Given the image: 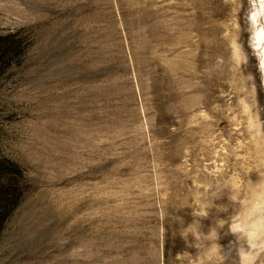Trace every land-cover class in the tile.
Listing matches in <instances>:
<instances>
[{
  "label": "rangeland",
  "instance_id": "374dc122",
  "mask_svg": "<svg viewBox=\"0 0 264 264\" xmlns=\"http://www.w3.org/2000/svg\"><path fill=\"white\" fill-rule=\"evenodd\" d=\"M241 254L264 264V0H0V264Z\"/></svg>",
  "mask_w": 264,
  "mask_h": 264
},
{
  "label": "clouds",
  "instance_id": "9594fccd",
  "mask_svg": "<svg viewBox=\"0 0 264 264\" xmlns=\"http://www.w3.org/2000/svg\"><path fill=\"white\" fill-rule=\"evenodd\" d=\"M231 230H232L233 233H241L242 235H244L245 240L249 239L248 235L243 232V229H241L238 224L232 225L231 226ZM250 246L254 247V245H250ZM202 264H203V262H202ZM241 264H247L243 254H241Z\"/></svg>",
  "mask_w": 264,
  "mask_h": 264
}]
</instances>
